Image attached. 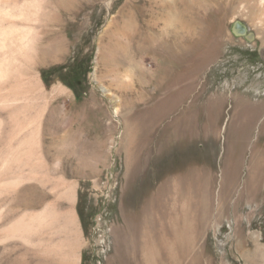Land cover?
<instances>
[{
	"label": "rangeland",
	"instance_id": "rangeland-1",
	"mask_svg": "<svg viewBox=\"0 0 264 264\" xmlns=\"http://www.w3.org/2000/svg\"><path fill=\"white\" fill-rule=\"evenodd\" d=\"M148 20L162 42L206 37L215 54L184 72L166 45L142 54ZM43 30L41 159L0 205L13 219L71 192L74 222L44 232L57 256L10 241L0 264L263 263L264 2L44 0ZM236 96L263 109L233 175Z\"/></svg>",
	"mask_w": 264,
	"mask_h": 264
},
{
	"label": "bare ground",
	"instance_id": "bare-ground-1",
	"mask_svg": "<svg viewBox=\"0 0 264 264\" xmlns=\"http://www.w3.org/2000/svg\"><path fill=\"white\" fill-rule=\"evenodd\" d=\"M43 18L44 0H0V197L14 193L22 183L30 180L25 168L40 162L41 159L45 112V86L41 68L46 56ZM148 24L138 30L140 52L153 55L157 47L166 45L172 48L175 56L173 59L180 64L178 69L181 72L188 68L184 62L200 68L207 58L215 54L209 38L183 42L172 37L162 42L155 30V33L152 31V25L155 23ZM237 30L249 36L241 23L237 24ZM243 103L242 97L234 98V108L241 104L239 107L243 111L240 110L242 131L237 140L238 148H235V151L230 148L232 153L225 159L227 161L234 155L233 175L240 167L242 148L263 109L262 106ZM252 154L253 163L257 154L256 148ZM225 177L227 178L226 172ZM254 178L255 173L251 171L247 185H251ZM70 194L71 192L66 194L65 199L68 201L65 205L59 202L60 196H57L41 210H23L13 219L8 218L10 209L0 205V243L4 244L3 249L8 248V242L17 241L19 245L13 244V248L22 246L26 250H33L39 256H57L61 245L43 238V234L51 229V223L57 219H61L65 230L71 233L74 217L71 211L72 203L68 197ZM27 202L33 203L29 200ZM128 224H124V227H128ZM118 233L119 230L115 233L116 241L120 239L121 234ZM258 255L262 258L260 261H263L264 254ZM261 264H264V261Z\"/></svg>",
	"mask_w": 264,
	"mask_h": 264
}]
</instances>
